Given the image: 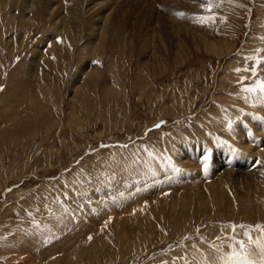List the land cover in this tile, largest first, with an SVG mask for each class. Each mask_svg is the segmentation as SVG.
<instances>
[{"label":"rangeland","instance_id":"1","mask_svg":"<svg viewBox=\"0 0 264 264\" xmlns=\"http://www.w3.org/2000/svg\"><path fill=\"white\" fill-rule=\"evenodd\" d=\"M19 1L0 0V264H244L237 242L264 264V0H152L149 42L136 6L96 39L113 0H62L59 26Z\"/></svg>","mask_w":264,"mask_h":264},{"label":"bare ground","instance_id":"2","mask_svg":"<svg viewBox=\"0 0 264 264\" xmlns=\"http://www.w3.org/2000/svg\"><path fill=\"white\" fill-rule=\"evenodd\" d=\"M21 1V0H20ZM19 1V2H20ZM110 1V0H109ZM163 1H168V3H170V1L169 0H162L161 2H163ZM112 1H110V3H111ZM183 2V1H182ZM113 3L115 4L113 7H115V8H113V7H110L109 5H106V6H109L108 7V9L106 8V7H104V8H100V10H97V11H99V13H98V17L97 18H95V22H93L91 19L89 20L90 22H89V24L88 25H90V27H88V31H89V37H92V36H94L96 39H98V37H99V35H100V29L101 28H103V27H105V28H108L109 30H111V32L112 31H116L118 28H120V31L119 30H117V31H119V33L121 34V35H123V37H125L124 35V32H125V30H128L129 28H127V26H129V25H125L120 19H119V17H122V16H118L117 15V12L119 11H121L120 13H121V15H122V10H124L125 12H126V10H127V8H129V10H131L130 9V7H132V6H136L135 8L136 9H138V11H145L146 12V17L144 16V14L143 15H141L142 16V18H144L145 17V28L147 27V32L146 33H144L143 31V33H144V35L145 36H143L142 34H140V35H142V37H143V39L146 41L147 39L149 40V41H151V37L153 36L152 35V28L150 27L151 25H152V27L154 26V24H152V20L151 19H153V13H154V9H155V7H154V5L152 4V0H150V2L149 1H147V0H113ZM112 3V4H113ZM174 3V2H173ZM22 5V4H21ZM184 5V4H183ZM186 5V4H185ZM16 6H17V3H16ZM148 6V8L150 9L149 11H146L145 9H146V7ZM171 6V5H170ZM169 6V7H170ZM165 7V6H164ZM169 7L168 8H166V9H169ZM183 7V6H182ZM23 8L28 12V11H30V12H32V13H35V12H38V13H40L41 11V9H43V11H48V12H50L52 15H51V17H52V19H53V22H52V24H54V26L57 24L58 26L60 25V24H62V23H64V25H66V18H67V16H65V15H63V10H64V8L65 7H63L62 6V0H25V3L23 4ZM111 8H113L114 10L113 11H111ZM107 9V10H106ZM165 9V10H166ZM23 10V9H22ZM102 10H104V11H102ZM101 11V12H100ZM140 11V12H141ZM142 11V12H143ZM169 11H170V9H169ZM22 12V11H21ZM25 12V11H24ZM124 12V13H125ZM132 12H135V11H132ZM167 12V11H166ZM123 13V14H124ZM129 13V12H128ZM127 13V16L130 14H128ZM126 14V13H125ZM133 14V13H132ZM142 14V13H141ZM160 14V13H159ZM49 15V14H48ZM118 16V19H115L114 17L115 16ZM120 15V14H119ZM158 15V14H157ZM24 16H26V15H24ZM24 16H23V20L24 19H26V20H29L30 19V17H25L24 18ZM66 18H65V17ZM144 16V17H143ZM158 16H161V14L160 15H158ZM134 17V16H133ZM157 17V16H156ZM161 17H163V16H161ZM12 18H13V16H12ZM163 18H165V17H163ZM51 19V18H50ZM49 19V20H50ZM123 19V18H122ZM158 19V18H157ZM162 19V18H161ZM25 20V21H26ZM129 20V19H128ZM144 20V19H143ZM149 20H151L150 22H148ZM155 20V19H154ZM162 20H164V19H162ZM60 22H62V23H60ZM93 24H92V23ZM119 25H118V24ZM137 23L140 25L141 24V22H138V20H137ZM154 23V22H153ZM73 24V23H72ZM135 24V23H134ZM156 24V23H155ZM161 24V23H160ZM164 24V23H163ZM182 24V23H181ZM69 25V24H68ZM138 25V27L140 28V26ZM171 25H172V23H171ZM118 26V27H117ZM143 25H141V27H142ZM156 26V25H155ZM163 26V25H162ZM173 26V25H172ZM61 27V26H60ZM165 27V26H164ZM174 27H176V28H173L172 29V32H173V35L175 36V37H178V39L177 40H179V41H182L181 39V32H184V34L186 35H189L188 34V32H187V30L185 29L184 31H182V29H181V27L180 28H178V26L176 25V26H174ZM108 29H106V30H108ZM131 30L133 29V28H130ZM129 29V30H130ZM143 29V28H142ZM154 29V28H153ZM166 29V28H165ZM169 29V28H168ZM134 30L136 31L137 30V27L135 26V28H134ZM145 30V29H144ZM164 30V29H163ZM87 31V32H88ZM141 30L139 29V32H140ZM189 31V30H188ZM105 32V31H104ZM110 32V33H111ZM133 32V31H132ZM141 32V33H142ZM102 33V32H101ZM116 33V32H115ZM190 33V32H189ZM168 34V33H167ZM102 35V34H101ZM116 35V34H115ZM138 33H135V34H133L132 35V33H130L129 34V36L131 37V38H135V40H136V37H138L139 36V38H141L140 37V35H138ZM161 35V34H160ZM172 35V34H171ZM73 36V35H72ZM104 36V35H103ZM126 36H127V33H126ZM157 36V35H156ZM87 37H88V35H87ZM88 37V38H89ZM102 37V36H101ZM128 37V36H127ZM144 37H146L147 39H145ZM190 37L192 38V39H197V38H195V35L193 34V35H190ZM117 38V37H116ZM139 38H138V41H141V40H139ZM163 38V37H162ZM184 38V37H183ZM103 39H105L104 37H103ZM185 39V38H184ZM128 40H131L132 41V39H128ZM147 40V41H148ZM156 40V39H155ZM173 40V39H172ZM175 40V39H174ZM186 40V39H185ZM102 41V40H101ZM137 41V42H138ZM146 41V42H147ZM148 41V42H149ZM179 41H177V42H179ZM193 41V40H192ZM100 42V41H99ZM98 42V43H99ZM104 41H102V43H103ZM125 41H123V43H124ZM134 42V41H133ZM136 42V41H135ZM153 42V41H152ZM175 42V41H174ZM74 43V42H73ZM94 43H95V41H94ZM97 43V42H96ZM96 43H95V45H96ZM131 43V42H130ZM163 43V42H162ZM161 43V44H162ZM173 43V42H172ZM197 43V42H196ZM160 44V45H161ZM165 44V43H164ZM163 44V45H164ZM167 44V43H166ZM171 44V43H170ZM179 44V43H178ZM177 43H176V45H178ZM88 45H90V44H88ZM100 45V44H99ZM175 45V46H176ZM193 45H194V43H193ZM92 46V45H91ZM169 46V45H168ZM206 46V45H205ZM90 47V46H89ZM88 47V48H89ZM100 47V46H99ZM140 47V46H139ZM161 48H163L162 46H160ZM165 47V46H164ZM182 47V46H181ZM207 47H211V46H207ZM101 48V47H100ZM212 48V47H211ZM218 48V47H217ZM91 49L93 50V53H94V50L96 51L97 49H96V46H94V44H93V47H91ZM90 49V50H91ZM165 49V48H164ZM166 49H168V48H166ZM177 49V48H176ZM213 49V48H212ZM87 50V49H86ZM171 50V49H170ZM151 51V50H150ZM171 51H173V50H171ZM209 51H211V50H209ZM88 52V51H87ZM91 52V51H90ZM154 52V51H153ZM97 53V52H96ZM146 53V52H145ZM177 53V52H176ZM149 54V53H148ZM150 54H152V52L150 53ZM154 55V54H153ZM171 56V55H170ZM86 66H84L83 67V69L85 68ZM81 70L79 71L80 72V74H81V72L82 71H84V70H82V68H80ZM78 72V73H79ZM85 74V73H84ZM89 75V74H88ZM81 76H82V74H81ZM87 76V75H86ZM95 77V76H94ZM78 78V77H77ZM89 78V77H88ZM89 79H91V77L89 78ZM92 80V79H91ZM87 81H88V79H87ZM94 81V80H93ZM92 81V83H94ZM95 84V83H94ZM77 85V84H76ZM76 85H75V87H76ZM94 86V85H93ZM99 87V86H98ZM78 88V87H77ZM93 88V87H92ZM107 88V87H106ZM74 89H76V88H74ZM81 91H85L84 90V88H83V90H81ZM80 92V91H79ZM85 93V92H84ZM228 172V171H227ZM232 172V171H231ZM238 172V174H242V175H246L247 173L246 172H244V171H237ZM236 172V173H237ZM214 190V189H213ZM213 192V191H212ZM217 197V196H216ZM183 200V199H182ZM201 203V202H200ZM124 227V226H123Z\"/></svg>","mask_w":264,"mask_h":264},{"label":"snow or ice","instance_id":"3","mask_svg":"<svg viewBox=\"0 0 264 264\" xmlns=\"http://www.w3.org/2000/svg\"><path fill=\"white\" fill-rule=\"evenodd\" d=\"M201 19H213V17H201ZM237 71H239V70H237ZM257 86L259 88V91L262 94H264V82H257ZM244 90L248 91V92L256 91V89H253V88H246ZM262 98H264V96H262ZM249 135H251V133H249ZM207 159H208V157L205 155L204 158H203V161H204V164H205V171L207 170L206 169ZM244 235L248 236V233L246 232V233H244ZM249 242L253 243L251 237H249ZM237 243H239L240 249L244 253V255L242 257H239V258L244 261V264H250V262L248 261V256L252 255V253L245 251V247H244L243 242H237ZM258 250L261 252L262 255H264V245H260ZM238 255L239 254H237V253H233L232 255H230L229 259H232L233 256H238Z\"/></svg>","mask_w":264,"mask_h":264}]
</instances>
